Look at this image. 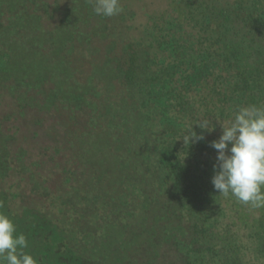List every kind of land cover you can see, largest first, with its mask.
I'll return each mask as SVG.
<instances>
[{"label":"rangeland","instance_id":"374dc122","mask_svg":"<svg viewBox=\"0 0 264 264\" xmlns=\"http://www.w3.org/2000/svg\"><path fill=\"white\" fill-rule=\"evenodd\" d=\"M172 2L120 0V14L102 17L94 0H0V212L38 264L180 260L154 218L175 199L151 206L160 127L117 68L128 48L138 64L151 57V18ZM120 191L130 203H113Z\"/></svg>","mask_w":264,"mask_h":264},{"label":"trees","instance_id":"16d2710c","mask_svg":"<svg viewBox=\"0 0 264 264\" xmlns=\"http://www.w3.org/2000/svg\"><path fill=\"white\" fill-rule=\"evenodd\" d=\"M151 38L148 60L138 64L128 48L117 68L122 87H134L150 103L151 124L160 127L148 147L151 180L162 176L152 186L151 206L160 193L175 199L154 217L164 244L179 257L174 264H264V207L214 189L217 151L210 146L222 134L217 119L264 105V0H173L166 18H151ZM206 118L214 131L195 124ZM191 125L204 139L188 145L182 137ZM131 199L122 191L112 196L116 204Z\"/></svg>","mask_w":264,"mask_h":264},{"label":"clouds","instance_id":"9594fccd","mask_svg":"<svg viewBox=\"0 0 264 264\" xmlns=\"http://www.w3.org/2000/svg\"><path fill=\"white\" fill-rule=\"evenodd\" d=\"M122 11L120 0H94L98 16L112 17ZM217 121L222 134L210 145L217 151L211 180L214 189L253 209L264 207V105L241 106L230 120ZM195 124L208 132L216 127L207 118ZM182 138L190 145L204 139V135H198L191 125ZM26 248V236L17 233L14 221L0 212V264H38Z\"/></svg>","mask_w":264,"mask_h":264}]
</instances>
